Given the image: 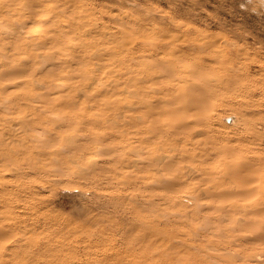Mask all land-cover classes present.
<instances>
[{"label":"rangeland","instance_id":"374dc122","mask_svg":"<svg viewBox=\"0 0 264 264\" xmlns=\"http://www.w3.org/2000/svg\"><path fill=\"white\" fill-rule=\"evenodd\" d=\"M44 1L0 0V264H264V0Z\"/></svg>","mask_w":264,"mask_h":264},{"label":"bare ground","instance_id":"6f19581e","mask_svg":"<svg viewBox=\"0 0 264 264\" xmlns=\"http://www.w3.org/2000/svg\"><path fill=\"white\" fill-rule=\"evenodd\" d=\"M30 2H32L33 4H35V5H42V4H44V0H29ZM27 21V20H26ZM46 22H50V11H49V9L48 8H45V9H42V14H41V16H40V18L39 19H36L35 21H32V24H31V29L27 32L26 31V36H23V35H25V33H23L24 31V28H26V22H24V20L22 21V22H20L19 23V31H18V34L16 35V37H15V39H16V42H17V44L18 45H23V44H25L27 47H29V46H31L32 45V40H31V38H34L35 36H40V35H42L43 33H45L46 32V28H44V26H45V24H46ZM28 23V22H27ZM209 47V45L207 44V45H205V46H202V47H200V49L199 48H197L198 50H200V53H202V52H206L207 50V48ZM138 48V47H137ZM195 48V47H194ZM136 49V48H135ZM135 49L133 50V51H131L130 53H132L133 55H135V54H137V53H139L138 51H135ZM229 50V49H228ZM222 51V50H221ZM220 51V52H221ZM237 51V50H236ZM184 52H186V50H180V53H184ZM217 52H219V51H217ZM229 51H227V50H224V52H222V53H219V54H217V55H211L210 53H208V52H206V54H208L209 56H205L204 55V57H206V58H204L202 55H201V57H200V59H199V62L196 64V66L193 68V73H192V75H191V77H192V79H193V86L195 87L194 89H195V91H198V90H201V89H210V85L208 86L207 85V83H204V84H202L203 82H205V80L203 79L204 77H206L205 75L206 74H209V72L211 71V72H218V74L221 72V73H223V72H231V71H233V70H236V71H239L238 70V67H234V65H233V62H232V58L230 57L231 56V54H232V52H231V54L230 53H228ZM204 54V53H203ZM230 54V55H229ZM132 55V56H133ZM239 56V55H238ZM203 57V58H202ZM235 58V57H234ZM254 60H256V59H254ZM259 60V59H258ZM257 60V62H259ZM262 60V59H261ZM261 60H260V62H261ZM259 62V63H260ZM237 63V62H236ZM253 63V62H252ZM255 63V62H254ZM234 64H235V62H234ZM177 66V65H176ZM161 67H165V66H161ZM248 67V66H247ZM235 68V69H234ZM242 68H244V67H242ZM164 68H162V69H160V71L159 72H162V70H163ZM243 71H244V73H248V69H246V68H244V69H242ZM256 70V69H255ZM250 71V70H249ZM234 72V71H233ZM158 74H160L158 77H162L163 79H164V81H166L165 83H167V84H172V83H174L175 81H176V78H177V76H179V73H178V71H177V68L173 65V66H168V68H167V70L166 71H164V73L162 72V73H158ZM250 74V73H249ZM156 76V75H155ZM249 76V75H248ZM157 77V76H156ZM181 76H179V78H180ZM217 77V76H216ZM206 79V78H205ZM158 81H156V82H159V83H153V85L154 86H156V85H158V84H160V83H164V81L162 80V79H160V78H158L157 79ZM136 80H134L133 82H132V84L134 85V87H136V85H137V82H135ZM185 80H182V82H184ZM217 81H218V79H217ZM217 81H215V85L217 86V84L218 83H216ZM212 85V87L214 88V86L215 85H213V84H211ZM62 86H63V84L62 83H56L55 84V87L56 88H58V89H61L62 88ZM205 86H207V88L205 87ZM215 86V87H216ZM227 86V85H226ZM47 87H48V89H51V90H53V83L52 82H49L48 83V85H47ZM157 87V86H156ZM160 87V86H159ZM201 87V88H200ZM203 87V88H202ZM217 87H219V86H217ZM198 88V89H197ZM163 89V88H162ZM172 89L173 88H171V89H169V91L171 92L172 91ZM194 91V90H193ZM192 91V92H193ZM193 92V93H195L194 95H195V99H194V102H196L197 104L198 103H200L201 101H202V103H203V99H204V101L206 100V96H208V94H205L204 92H202L201 94H202V97H200V94L198 93V92ZM247 91H249V90H247ZM251 91V90H250ZM193 93H192V95H193ZM249 93V92H248ZM173 94H171V96H172ZM169 96V95H168ZM163 97H165V96H163ZM170 97V96H169ZM173 97V96H172ZM166 99H167V97H166ZM170 99V98H169ZM162 100H164L163 102H167L166 100H165V98L164 99H162ZM162 100H161V102H162ZM160 101V100H159ZM158 101V102H159ZM192 101V100H191ZM189 102V104H190V106H176V107H174V106H171V107H173V108H166V106L163 108L164 110H165V116H166V114L168 115L169 114V112L170 111H173V113L175 114V112H177V113H184L183 111H181L180 109H178L179 107H181V108H185V109H190L191 111H193V110H196V109H200L199 108V105L197 106L194 102ZM145 103V101L142 103V104H144ZM160 103V102H159ZM194 105H196V106H194ZM201 103V104H202ZM160 105V104H159ZM191 105H193V106H191ZM155 106V105H154ZM154 106H148V105H146V104H144L143 106H137V102H135V103H132L129 107H125V108H127L129 111H130V113H132L131 115H129V116H131L130 117V120H128V122L129 123H131V124H129L134 130H135V127L136 126H138V121L140 120V118H139V116H136V115H134L135 113H133L134 111L135 112H137L138 111V109L137 108H139V107H142V109H144V108H149V110L151 109V110H153L154 108H156V107H154ZM47 107V106H46ZM104 107V106H103ZM118 107V106H117ZM154 107V108H153ZM158 107V106H157ZM168 107V106H167ZM49 108V107H48ZM136 109H137V111H136ZM40 110V109H39ZM48 110V109H47ZM46 110V111H47ZM139 110H140V108H139ZM147 110V109H146ZM163 110V111H164ZM42 111H43V109H42ZM185 111H187V110H185ZM197 111V110H196ZM199 111V110H198ZM173 113H171V114H173ZM185 114H186V112H185ZM170 115V114H169ZM237 117V116H236ZM129 118V117H128ZM139 118V119H138ZM236 119V118H235ZM140 123V122H139ZM24 124H26V123H24ZM29 126H30V124H28ZM187 126V125H186ZM26 127H27V125H26ZM130 127V128H131ZM34 128H36V127H34L33 126V128L32 129H34ZM29 130L31 129V126H30V128H28ZM36 130V129H35ZM132 129H129V131H130V133H133V134H135V131L133 130V131H131ZM174 130H179V133H181V130L180 129H174ZM138 131V130H137ZM136 131V132H137ZM183 132V131H182ZM48 133V132H47ZM164 133V132H163ZM50 134L52 135V131L50 132ZM140 134V133H139ZM143 134V133H142ZM166 134V133H165ZM164 134V135H165ZM136 135V134H135ZM137 135H138V133H137ZM178 135V134H177ZM176 135V136H177ZM47 136V135H46ZM163 136V135H162ZM35 137V136H34ZM142 137H145V136H142ZM141 137V138H142ZM159 137H161V136H159ZM244 137V136H243ZM138 138H140V137H138ZM165 139H163L162 141H163V144H161L162 146L165 144V143H172L173 144V142H175V144L179 141L178 139H177V137H173L172 138V136L170 137V138H168V136L167 137H164ZM166 138H168V139H166ZM32 139V138H31ZM30 139V140H31ZM131 139V138H130ZM174 139H176L175 141H174ZM179 139H182V138H179ZM141 139H138L137 141L139 142ZM147 140V139H146ZM50 141V140H49ZM159 141V140H158ZM161 141V140H160ZM182 140H180L179 142H181ZM242 141V140H241ZM43 142V144H45L46 143V141L44 142V141H41V142H38V143H42ZM141 145L143 144L144 145V143L146 142L145 141V138H143L141 141ZM148 142V141H147ZM156 142H157V140H156ZM50 143V142H49ZM161 143V142H160ZM159 143V144H160ZM35 144V143H34ZM48 144V142L46 143V145ZM51 144V143H50ZM31 145H32V143H31ZM40 145V144H39ZM45 145V146H46ZM167 145V144H166ZM37 146H38V144H37ZM41 146H42V144H41ZM136 143H135V145L133 146V145H131V149H132V151L134 152L133 154L134 155H136V152H137V148H136ZM25 147H27V146H25ZM34 147V146H33ZM157 147V146H156ZM29 149V148H28ZM160 149V148H159ZM30 150V149H29ZM44 150V149H43ZM93 150V149H92ZM95 150H96V148H95ZM39 151H40V153L42 152L40 149H39ZM38 151V152H39ZM94 151V150H93ZM46 153V152H45ZM161 153V152H160ZM210 154H211V152H210ZM165 155V154H164ZM168 155V154H167ZM166 155V156H167ZM161 156H163V154L161 155ZM161 156H159L160 158H162L163 159V157H161ZM165 156V157H166ZM170 156H168V158H169ZM173 157V156H172ZM200 157V156H199ZM133 158H134V156H133ZM160 158H158V161L159 160H161ZM167 158V157H166ZM138 159V158H137ZM136 159V160H137ZM171 159V158H170ZM131 160V159H130ZM167 160V159H166ZM166 160H162V161H166ZM182 160V159H181ZM37 161V160H36ZM38 161H39V159H38ZM187 161V160H186ZM130 162V161H129ZM138 162H140V160L139 161H137V163ZM143 162V161H142ZM171 162V161H170ZM134 163H136V161H135V159L134 160H132V165H136V164H134ZM159 163H161V161H159ZM163 163L165 164V162H162L161 164H162V166H163ZM179 163V162H178ZM38 164V163H37ZM173 164H175L174 162H173ZM177 165V164H176ZM36 166V165H35ZM149 166V165H148ZM165 166V165H164ZM172 166V165H171ZM178 166V165H177ZM161 167V166H160ZM145 168H146V166H145ZM160 169V168H159ZM162 169V168H161ZM165 169H168V168H166L165 167ZM171 169V168H170ZM144 172V171H143ZM164 172V171H163ZM162 172V176L164 175V173ZM160 174H161V172H160ZM140 176H142V175H140ZM158 176H161V175H159L158 174ZM246 176V175H245ZM143 177H144V175H143ZM217 177V176H216ZM148 178V177H147ZM146 178V179H147ZM202 177H200V179H201ZM208 178H211V177H208ZM219 178V177H218ZM217 178V180H219L220 182H222V183H229L231 180H232V178L231 177H227V176H223V177H221V178H219L218 179ZM241 178H243V176H241ZM246 178V177H245ZM252 178V177H251ZM244 179V178H243ZM246 179H248V178H246ZM211 180V179H210ZM216 180V181H217ZM245 180V179H244ZM252 180V179H251ZM132 181V180H131ZM176 181V180H175ZM145 182V181H144ZM248 182H249V180H248ZM132 185V184H131ZM133 186V185H132ZM135 187V186H134ZM247 193V191L245 190L243 193H242V195H245ZM196 198V197H195ZM6 225V224H5ZM12 228H10V229H8V230H11ZM3 233H6V229H4L3 230Z\"/></svg>","mask_w":264,"mask_h":264}]
</instances>
